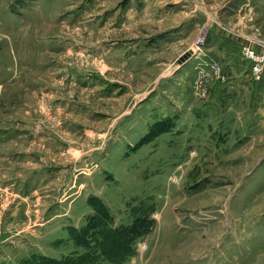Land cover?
<instances>
[{"label":"rangeland","instance_id":"rangeland-1","mask_svg":"<svg viewBox=\"0 0 264 264\" xmlns=\"http://www.w3.org/2000/svg\"><path fill=\"white\" fill-rule=\"evenodd\" d=\"M251 35L264 0H0V264H264Z\"/></svg>","mask_w":264,"mask_h":264},{"label":"built area","instance_id":"built-area-1","mask_svg":"<svg viewBox=\"0 0 264 264\" xmlns=\"http://www.w3.org/2000/svg\"><path fill=\"white\" fill-rule=\"evenodd\" d=\"M203 30L204 26L200 28V31L198 32V35L193 44V48L190 50L191 54L194 56L197 54V52H204V49L202 47V42L204 38L202 33ZM248 41H250V43L247 42L242 46V54L248 60L252 79L259 80L262 74L264 73V38H258L256 36L251 35ZM210 64V68L215 71V81H217V79L219 78H222L221 66L218 60H215L214 62L212 61Z\"/></svg>","mask_w":264,"mask_h":264},{"label":"trees","instance_id":"trees-1","mask_svg":"<svg viewBox=\"0 0 264 264\" xmlns=\"http://www.w3.org/2000/svg\"><path fill=\"white\" fill-rule=\"evenodd\" d=\"M77 240H78L79 244H82L85 247H91L89 242L83 241L81 239H77ZM94 248L99 251L101 249L100 248V244L97 243ZM41 263L42 264H67V263H69V264H77L75 262V260L71 256H65V257H62L61 259H58V260L50 259L48 257H44L43 256V257H41ZM81 264H83V263H81ZM87 264H101V263L99 261L97 263H87Z\"/></svg>","mask_w":264,"mask_h":264},{"label":"crops","instance_id":"crops-1","mask_svg":"<svg viewBox=\"0 0 264 264\" xmlns=\"http://www.w3.org/2000/svg\"><path fill=\"white\" fill-rule=\"evenodd\" d=\"M205 50H206V49H205ZM192 53H193V52H192ZM197 53H198V52H197ZM205 53H207L206 55H208L209 57H214V56H215L214 53L209 52V49L206 50ZM216 57H217V56H216ZM217 59H219V58L217 57ZM177 62H178V61H177ZM220 62H222V64L225 63V61H220ZM228 62L231 63L230 67H234V63L232 62V60H229ZM179 63L183 64V61H182V62H178V64H179ZM181 64L178 65L177 68H179V67L181 66ZM206 81H207V79H206ZM207 82H208V81H207ZM197 84L199 85V82H198V81H197ZM195 85H196V83H195ZM216 86H217V85H216ZM216 86H215V87H216ZM211 88H212V87H211Z\"/></svg>","mask_w":264,"mask_h":264},{"label":"water","instance_id":"water-1","mask_svg":"<svg viewBox=\"0 0 264 264\" xmlns=\"http://www.w3.org/2000/svg\"><path fill=\"white\" fill-rule=\"evenodd\" d=\"M191 56V51L189 50H186L178 59L177 61L178 62H182L184 61L186 58L190 57Z\"/></svg>","mask_w":264,"mask_h":264},{"label":"bare ground","instance_id":"bare-ground-1","mask_svg":"<svg viewBox=\"0 0 264 264\" xmlns=\"http://www.w3.org/2000/svg\"><path fill=\"white\" fill-rule=\"evenodd\" d=\"M196 53V52H195Z\"/></svg>","mask_w":264,"mask_h":264}]
</instances>
